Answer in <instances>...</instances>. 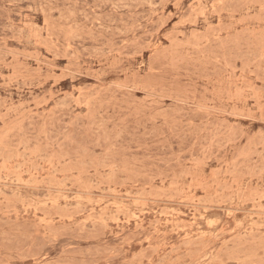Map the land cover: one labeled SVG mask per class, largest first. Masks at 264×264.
<instances>
[{
	"label": "rangeland",
	"instance_id": "rangeland-1",
	"mask_svg": "<svg viewBox=\"0 0 264 264\" xmlns=\"http://www.w3.org/2000/svg\"><path fill=\"white\" fill-rule=\"evenodd\" d=\"M0 264H264V0H0Z\"/></svg>",
	"mask_w": 264,
	"mask_h": 264
},
{
	"label": "bare ground",
	"instance_id": "bare-ground-1",
	"mask_svg": "<svg viewBox=\"0 0 264 264\" xmlns=\"http://www.w3.org/2000/svg\"><path fill=\"white\" fill-rule=\"evenodd\" d=\"M7 165L9 166V164H7ZM8 166H7V167H8ZM18 172H19V171H18ZM54 177H55V176H54ZM12 181H13V180H12ZM112 192H113V191H112ZM120 192H121V191H120ZM129 192H130V191H129ZM192 193H193V192H192ZM132 194H133V193H132ZM127 195H128V194H127ZM127 195H126V196H127ZM191 195H192V194H191ZM73 199H74V198H73ZM196 201H197V200H196ZM61 202H62V201H61ZM204 202H205V201H204ZM193 203H194V201H193ZM122 208H123V207H122ZM164 223H165V222H164ZM194 249H195V247H194Z\"/></svg>",
	"mask_w": 264,
	"mask_h": 264
}]
</instances>
